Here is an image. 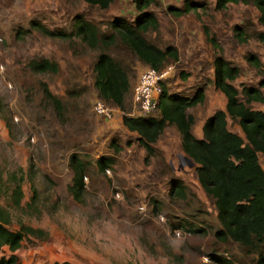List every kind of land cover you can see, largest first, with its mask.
Segmentation results:
<instances>
[{"label":"rangeland","instance_id":"1","mask_svg":"<svg viewBox=\"0 0 264 264\" xmlns=\"http://www.w3.org/2000/svg\"><path fill=\"white\" fill-rule=\"evenodd\" d=\"M192 1L205 7L175 17L166 8L179 7L182 0H155L146 10L154 14L158 30L145 37L160 48L169 45L177 51L176 59L168 57L160 66L167 70L162 84L169 94L190 96L196 88L203 89V103L186 110L194 116L191 133L201 136L203 120L223 109L225 102L211 83L214 56L220 54L238 68L231 82L238 91L242 85L256 87L261 76L243 56L253 53L264 63V40L253 36L264 35V26L257 23L251 0H238L221 10L214 9V0ZM76 14L104 34L112 32L107 24L112 18L132 24L138 15L132 0H112L105 9L83 0H0V171L4 180L11 174L20 177L23 192L21 210L6 205L11 214L8 228L15 230L22 223L48 233L46 239L23 240L13 252L15 264H216L220 256L234 264H253L237 243L214 237L219 224L213 201L197 182L196 164L188 166L180 158L185 154L175 126L164 127L152 144L153 153L144 160L136 133L122 125V115L139 116L131 94L145 65L117 43L90 47L76 37L21 31L29 28L30 20L51 30L70 31ZM234 26L245 30L246 42L237 41ZM203 28L214 36L216 49L205 39ZM100 52L126 71L129 88L121 109L102 101L93 86L92 65ZM41 58L56 62L57 72L32 71L28 61ZM45 88L59 100L58 106ZM96 101L111 108L109 117L94 111ZM251 106L264 111L263 104ZM150 115L159 116L158 109ZM226 121L228 129L243 138L237 125L228 117ZM112 139L119 146L114 164L98 172L94 161L112 154ZM73 155L86 163L80 202L68 191ZM171 178L185 185L183 195L168 192ZM10 184L6 181L4 186ZM31 188L36 198L25 207ZM184 220L204 231L188 232L185 224L172 227ZM9 255L2 247L0 257Z\"/></svg>","mask_w":264,"mask_h":264},{"label":"trees","instance_id":"2","mask_svg":"<svg viewBox=\"0 0 264 264\" xmlns=\"http://www.w3.org/2000/svg\"><path fill=\"white\" fill-rule=\"evenodd\" d=\"M88 5L105 9L112 0H83ZM238 0H214V9L221 10L229 3ZM134 9L138 13L130 24L121 17H114L108 21L112 32L100 33L96 24L85 20L81 14L72 18V30L48 29L37 20L29 21V28L36 30L50 38L73 37L85 42L90 47L106 46L117 43L130 50L145 66L160 70L166 58H177V51L172 46L160 48L149 42L145 33L157 32L158 23L154 14L147 9L155 0H132ZM258 12L257 23L264 26V0H251ZM202 2L182 0L179 7L169 6L166 11L175 16L189 12H196L204 8ZM205 39L215 49L217 45L214 36L203 28ZM233 35L239 42H246L248 34L243 28L233 27ZM260 41L264 40L262 33L253 34ZM243 59L252 66L261 76L256 87L242 85L238 91L232 81L238 75V68L231 65L220 54L215 55L212 61L213 77L211 83L225 99L224 108L213 111L201 125V136L196 138L191 133L194 116L186 110L201 105L205 99L203 89L198 87L190 96L169 94L165 86L160 83L161 89L157 97L156 109L159 116H121L122 125L131 132H135L136 141L145 151L144 160H147L154 151L152 144L163 131L166 125H173L180 134V148L186 157L192 160L195 166L196 179L206 196L212 199L215 217L219 228L213 233L221 240H230L237 243L244 255L250 256L253 264H264V171L261 168L257 154H264V111L253 109L251 103L264 105V63L253 53H245ZM27 65L35 72L56 73L58 65L46 58L29 60ZM93 86L102 101H109L122 107V101L129 88V80L123 67L108 53L100 52L96 55L92 65ZM45 94L58 106L59 100L52 96L45 88ZM241 96V99H239ZM237 125L243 138L230 131L226 118ZM111 155H100L94 161L98 172H105L114 164V154L119 146L112 139L109 143ZM72 170L71 183L68 191L71 197L80 202L83 190V178L86 163L77 155L70 159ZM11 181L9 187L5 182ZM20 177L9 175L5 180L0 171V250L2 247L10 252L8 257H0V264H15L16 256L13 252L21 246L27 237L46 239L48 233L40 228L18 223V228L10 230L11 214L6 205L15 210H21L23 192L20 187ZM185 185L177 178L169 180L168 192L173 195H183ZM5 195V199L1 198ZM36 198V191L31 188L29 203L32 205ZM184 228L191 233H200L204 230L191 222L183 221L173 228ZM216 264H234L225 256L215 259ZM60 264H70L66 261Z\"/></svg>","mask_w":264,"mask_h":264},{"label":"built area","instance_id":"3","mask_svg":"<svg viewBox=\"0 0 264 264\" xmlns=\"http://www.w3.org/2000/svg\"><path fill=\"white\" fill-rule=\"evenodd\" d=\"M166 73V69L156 70L148 66L139 73L131 94L132 104L139 116H151L150 114L155 110L161 89L160 83L165 79ZM93 109L103 117L110 116L111 108L105 107L100 101L95 102Z\"/></svg>","mask_w":264,"mask_h":264},{"label":"crops","instance_id":"4","mask_svg":"<svg viewBox=\"0 0 264 264\" xmlns=\"http://www.w3.org/2000/svg\"><path fill=\"white\" fill-rule=\"evenodd\" d=\"M235 126V125H234ZM239 129V128H238ZM192 132V131H191ZM196 138H199L200 136L199 135H195V134H193ZM257 157H258V162L259 161H261L262 160V165L260 164V162H259V164H260V166H261V168L263 169V171H264V154H261V153H258L257 154Z\"/></svg>","mask_w":264,"mask_h":264},{"label":"water","instance_id":"5","mask_svg":"<svg viewBox=\"0 0 264 264\" xmlns=\"http://www.w3.org/2000/svg\"><path fill=\"white\" fill-rule=\"evenodd\" d=\"M180 158H182V160L185 161L188 166H192L193 162L191 159H189L186 156H182V155H180Z\"/></svg>","mask_w":264,"mask_h":264}]
</instances>
